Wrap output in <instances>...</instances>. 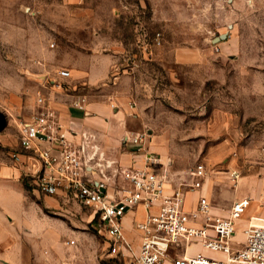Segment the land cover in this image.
Listing matches in <instances>:
<instances>
[{
	"label": "rangeland",
	"instance_id": "1",
	"mask_svg": "<svg viewBox=\"0 0 264 264\" xmlns=\"http://www.w3.org/2000/svg\"><path fill=\"white\" fill-rule=\"evenodd\" d=\"M225 31V40L212 41ZM182 49L196 60L177 62ZM104 66V79L89 82ZM61 68L77 85L71 94L113 104L129 118V134H146V147L161 158L173 186L199 182L185 192L187 210H195L207 183L203 196L219 215L239 195L249 198L232 238L241 247L252 201L264 217V0H0V111L7 118L0 157L16 147V124L43 109L39 76ZM104 149L111 156L134 153L122 137L116 148ZM198 164L205 175L194 178ZM230 169L239 173L235 182ZM19 188L10 214L15 238L44 232L61 242L40 249L33 241L23 244L24 264H124L105 257L102 238L84 216L88 211L75 200L48 211L58 216L49 220L43 216L46 195L25 174ZM40 250L55 257H40ZM196 251L224 258L199 243L188 246V254Z\"/></svg>",
	"mask_w": 264,
	"mask_h": 264
},
{
	"label": "built area",
	"instance_id": "2",
	"mask_svg": "<svg viewBox=\"0 0 264 264\" xmlns=\"http://www.w3.org/2000/svg\"><path fill=\"white\" fill-rule=\"evenodd\" d=\"M70 77L66 68L39 76L41 89L36 95L43 109L16 124L18 148L9 151V157L23 165L25 155L33 156L37 171L25 172L32 186L43 195L73 199L88 211L89 223L105 245V257H116L124 264H264V225H246L241 247L232 240L235 221L248 207L249 198L236 199L226 215H219L201 196L195 210L189 211L184 206L185 192L198 188L199 182L173 186L161 168V158L146 147L145 133L124 135L122 142L134 148L129 153L139 157L126 165L108 159L92 133L64 127L45 106L42 90L71 95L74 108L88 114L87 94H71ZM110 108L116 107L110 104ZM192 175L204 177V165L198 164ZM228 177L235 182L239 173L230 169ZM139 207L142 214L136 219ZM128 212L134 214L127 230L124 218ZM192 243L220 252L224 258L201 251L188 254Z\"/></svg>",
	"mask_w": 264,
	"mask_h": 264
},
{
	"label": "crops",
	"instance_id": "3",
	"mask_svg": "<svg viewBox=\"0 0 264 264\" xmlns=\"http://www.w3.org/2000/svg\"><path fill=\"white\" fill-rule=\"evenodd\" d=\"M196 60L195 54L192 51L182 49L176 52V61L180 63H190ZM107 74V67L104 66V69L101 72V75L97 70H94L89 75V82L96 83L100 80H103L105 75ZM71 79V77H70ZM71 83L73 82L70 80ZM73 88L77 85L72 83ZM55 91L60 94H56V98H53L52 92L47 93L45 96L47 100L46 106L51 109L59 122L66 128H76L88 131L95 135L96 142L100 146L101 150L105 153L108 159L119 160L121 163L126 165H131L133 159L138 160L139 157H136L131 153L125 152H115L113 155H107V151L104 149V145L114 146L116 148V144L118 143V137H124L125 134H129L126 130V122L129 118L125 115L123 111L114 112L110 106L104 103H87V113H82L74 108L72 104V96L61 91H57L51 89V91ZM45 92V91H44ZM45 95V94H44ZM70 98V102L67 99ZM112 110V111H111ZM123 119L125 122H121L118 124V120ZM5 128L0 132V142L1 136L4 133ZM4 140V139H3ZM16 147L17 138L15 140ZM3 146L0 143V147ZM14 148V149H15ZM153 152V151H152ZM155 153V152H154ZM9 154V152H8ZM23 165L14 163L10 157H0V264H24V247L23 244H27L30 241H33L36 244V247L39 249L42 246L48 245H58L61 244L59 242V238L54 235L47 233H40L39 237L32 236L31 233L24 232L22 234V239L19 240L15 238V233L13 232V226L11 225L12 218L10 217L12 207L17 205V196L20 194L22 190H20V177L25 172L31 171L35 172L38 168V162L33 156L25 155L22 158ZM25 163L28 164V168H26ZM26 175V174H25ZM204 186V185H203ZM22 189V188H21ZM195 190V189H194ZM192 191V190H190ZM188 192V191H186ZM208 192V183L204 186V191L199 194V197H204L203 195ZM239 199L244 195H239ZM46 205L43 206V216L49 220H56L58 218L57 215L48 212V211H58L61 207L64 198L60 196H44ZM70 204V203H68ZM66 205V204H65ZM71 205V204H70ZM256 201H252L251 212L249 215V219L245 220L246 225L248 224H258L264 225V217L262 216V212L256 208ZM139 213L136 216V219L141 218L142 210L141 208H137L135 211ZM134 212H128L124 218L126 229H130L132 224L131 220L133 218ZM87 218V222L89 223V216L86 213L84 215ZM247 219V218H246ZM58 221V220H57ZM27 226V225H26ZM30 232V231H29ZM129 232V231H127ZM36 238V239H34ZM67 245L70 244V241H66ZM62 250H66V245L62 243ZM67 253L73 254V251ZM40 257H50L54 258L53 253H43L40 250V253H37Z\"/></svg>",
	"mask_w": 264,
	"mask_h": 264
},
{
	"label": "water",
	"instance_id": "4",
	"mask_svg": "<svg viewBox=\"0 0 264 264\" xmlns=\"http://www.w3.org/2000/svg\"><path fill=\"white\" fill-rule=\"evenodd\" d=\"M228 27H232V25H228ZM228 36V31H225L223 33L218 34L217 36H215L212 41L215 42H220L223 41L227 38ZM7 124V118L4 112L0 111V132L6 127Z\"/></svg>",
	"mask_w": 264,
	"mask_h": 264
}]
</instances>
